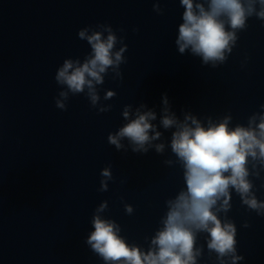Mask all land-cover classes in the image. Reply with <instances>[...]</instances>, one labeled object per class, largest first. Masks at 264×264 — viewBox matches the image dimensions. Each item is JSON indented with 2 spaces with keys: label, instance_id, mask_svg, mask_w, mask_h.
Masks as SVG:
<instances>
[{
  "label": "clouds",
  "instance_id": "obj_1",
  "mask_svg": "<svg viewBox=\"0 0 264 264\" xmlns=\"http://www.w3.org/2000/svg\"><path fill=\"white\" fill-rule=\"evenodd\" d=\"M179 2L184 11L175 39L177 50L181 55L190 53L199 57L202 65L212 68L228 60L237 45L238 33L248 28L250 18L264 21V0ZM153 10L163 14L159 0L153 4ZM78 38L87 42L90 52L83 60L66 58L57 68L54 79L61 90L55 106L67 110L70 95L84 94L98 113L108 112L112 105L101 103L98 86L104 84L110 71L113 79H123L121 65L127 62L124 54L128 45L107 23L81 28ZM115 96V91L106 90L103 100ZM162 105L159 116L143 103L135 108L125 105L122 111L125 123L110 132L107 140L117 151L125 153L131 150L147 154L154 149L163 154L170 148L176 161L167 159L164 163L181 165L185 187L165 201L167 210L147 250L129 244L120 234L121 226L103 216L107 200L94 210L93 230L85 243L104 264H198L203 246H197V239L200 234H207V249L216 254L218 264H238L244 257L237 252V228L227 214L235 192L242 205L264 216V201L257 198L250 178L259 179L264 171V104L248 117L246 125L235 126H230L233 119L230 113L218 120L207 117L205 123L186 111L181 119L171 109L166 93ZM160 129L171 131L167 143ZM100 175L99 191L106 192L113 180L111 165L101 169ZM124 210L128 215L134 212L131 204H124ZM243 227L249 224L245 222Z\"/></svg>",
  "mask_w": 264,
  "mask_h": 264
}]
</instances>
